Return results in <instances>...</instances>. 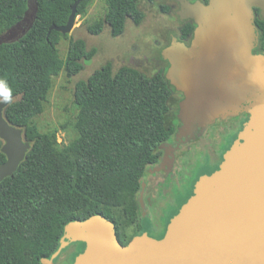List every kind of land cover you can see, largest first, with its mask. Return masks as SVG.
Returning a JSON list of instances; mask_svg holds the SVG:
<instances>
[{"label": "trees", "instance_id": "1", "mask_svg": "<svg viewBox=\"0 0 264 264\" xmlns=\"http://www.w3.org/2000/svg\"><path fill=\"white\" fill-rule=\"evenodd\" d=\"M75 1L34 0L28 30L19 39L0 44V81L11 90L4 115L23 128L31 144L14 174L0 181V264H43L42 258H51L59 249L66 224L93 214L111 220L123 244L135 235L151 233L144 224L128 238L123 230L142 218L139 192L146 170L158 163L161 144L174 139L180 124L178 107L170 110L176 90L166 79V70L148 76L125 65L114 71L107 61L76 82L78 135L66 145L57 142L55 130L41 131L34 122L44 109L52 78L61 70L68 76L77 74L96 53L84 39L71 38L62 59L57 44L65 34L56 30L48 34L52 24L67 22ZM92 1L79 0L76 15L85 14ZM104 1L103 17L87 25L90 33H100L107 24L117 36L127 18L138 24L144 17L140 0ZM28 2L0 0V34L23 19ZM254 11L259 39L253 52L264 53V18L258 8ZM193 27L184 24L182 36L187 37ZM2 144L0 139V164L6 160ZM231 144L232 139L226 150ZM200 175L193 176L189 196ZM84 248L85 244L80 252Z\"/></svg>", "mask_w": 264, "mask_h": 264}, {"label": "water", "instance_id": "2", "mask_svg": "<svg viewBox=\"0 0 264 264\" xmlns=\"http://www.w3.org/2000/svg\"><path fill=\"white\" fill-rule=\"evenodd\" d=\"M179 1L180 17L192 18L195 28L190 44L173 37L162 49L169 62L165 77L183 94L176 141L196 139L217 119L241 113L248 118L219 167L195 181L192 195L162 237L143 232L123 244L115 224L93 214L67 223L59 249L42 258L43 264H55L61 250L76 241L85 248L72 264H264V53L253 52L259 39L254 8L264 18V0ZM78 3L67 22L52 24L48 34L72 30ZM28 4L23 19L0 34V44L19 39L31 26L35 3L33 14ZM8 104L0 96L1 151L6 155L0 181L14 174L31 146L23 128L5 117ZM140 204L143 208L142 197Z\"/></svg>", "mask_w": 264, "mask_h": 264}, {"label": "rangeland", "instance_id": "3", "mask_svg": "<svg viewBox=\"0 0 264 264\" xmlns=\"http://www.w3.org/2000/svg\"><path fill=\"white\" fill-rule=\"evenodd\" d=\"M29 3L32 6L30 13L33 14L34 0H29ZM160 3H162L160 0H140L138 7L144 13L143 19L140 23L135 24L131 18H127L123 32L117 36L111 34L110 27L107 24L98 34L90 33L87 29L88 24L103 17L106 9L104 0H93L85 14L76 15L72 30L62 36L57 44L60 57L65 59L71 38L84 39L87 48H95L96 53L90 61L84 64L81 71L77 74L68 76L64 70H61L58 75L52 78V86L48 93L44 109L34 118V122L41 131L55 130L56 140L61 145H66L77 137V130L74 127L78 113V107L74 103L75 84L79 80L87 79L107 61L112 63L114 71L121 66L127 65L138 68L148 76L154 75L157 72L154 69L153 62L149 63L144 61V63H141L138 61H142L144 57L150 58L153 53L160 50L161 45H156V39L164 41V35L172 32L167 30V25L176 35L179 34V23H177V19H169L164 15L160 10ZM179 99L178 93L176 91L173 92L172 100L170 101V110L172 113L177 109ZM234 123L235 121L232 117L217 119L198 138L187 141L182 145L178 155L186 154L188 157H180L184 161H181L178 167L182 169L183 176H186L185 185L188 184L190 177L196 173H211L216 165V162H213L214 157L219 152L220 146L225 143L224 141L231 136L232 133H229V131ZM234 129L236 130V128ZM148 168L143 182H145L146 187L148 185L149 193L157 197L158 187L155 188L154 184L162 176L159 172H150ZM174 176L175 178L172 177L167 180L171 187L164 192V196H160L161 198L157 197L160 208L161 206L164 208L167 200L169 201L170 198L175 199L176 197V199L179 198L181 200L184 197L182 185L180 184L183 178H180L181 175L178 173H175ZM175 185L179 187V193L176 192ZM163 199H166V201ZM176 209L178 207L173 211ZM142 211V218L139 217L136 224L128 225L123 230L125 238L131 236L139 224H144L151 233L152 231H156L158 228L157 224L160 222L159 220L162 221L167 213L165 210H160L158 218H155L152 214H149L150 216L148 217L147 208H143ZM168 215L164 219H167L169 217ZM154 220H156V223ZM168 220H170V217ZM155 238H160V236ZM80 244L83 245V242ZM67 249L65 247L64 252L55 259H59L61 255H64Z\"/></svg>", "mask_w": 264, "mask_h": 264}, {"label": "flooded vegetation", "instance_id": "4", "mask_svg": "<svg viewBox=\"0 0 264 264\" xmlns=\"http://www.w3.org/2000/svg\"><path fill=\"white\" fill-rule=\"evenodd\" d=\"M150 1H152V0H150ZM160 1H162V3H160V5H159L161 12L164 15H166L169 19H172V18L177 19V23H179V25H178L179 34L176 35L174 33V31L171 28H169V26L167 25L166 26L167 30L172 31V32H169L166 35H164V41L156 39V42H157L156 45H161L160 50L153 53L150 58L144 57L142 61H140V60L138 61L141 63L142 62L144 63V61L149 62V63L153 62L154 69H156L157 72L161 71V70H166L169 66L168 60H166L162 56V49L170 44L173 37H176L179 41H182L187 45L190 44L192 37H193V31L195 28V22L192 18H189V17L181 18L180 17L178 11L180 10L181 3L179 0H160ZM188 1L191 3L199 1V2H202L204 4H207L209 0H188ZM186 23H190L194 27H193L192 32L187 37H183L181 34V30H182L183 25ZM176 92L178 93L179 98H180L178 100V103H179V101L183 98V94L177 90H176ZM245 114H247V113H241L236 117H232V119H234V121H235V123L232 124L233 127H231V130L229 131V133L231 132L232 134L228 139H226V141H224L225 143L222 146H220L219 152L217 153L216 157H214L213 162H216V165L219 166V164L222 161L221 157L223 156L224 152L226 151L225 144H227L231 139L233 142L237 138L238 132L242 128L243 123L245 122V120H244ZM234 128H236L237 133H236V130ZM196 138H198V136ZM184 143L183 142L180 143L179 141H176L175 136H174L173 140H170V141L165 143L167 148H161L162 154L160 156V160L158 161V163L153 164L150 166V168H148V170L150 172H153V173L159 172V173H161V176H162L161 179L156 180V182L154 184L155 188L158 187L157 197L161 198L160 196H164V192L171 187V185L169 184V182L167 180L172 178V177L175 178V176H174L175 173L180 174L181 175L180 178H183L182 181L180 182V184L182 185L181 187L183 189V194H184L183 196L184 197L182 196L183 198L181 200H179V198L176 199V197H175V199L170 198L169 201L167 200L165 207L162 208V206H161V208H160V203L158 202V198L149 193L148 185H147V187L145 186L144 188H141V190L139 192V201H140V197H142L143 203H144L143 208L148 209V217L150 216L149 214H152L155 218H158L160 210L161 211L162 210L167 211L165 216L168 215L169 213H171L176 207H178V210H179L183 204L182 201L184 199L189 198L188 196H189V191L191 190L193 176L190 177L188 184L185 185V180H186L185 177L186 176L185 175L183 176L182 169L178 167L179 164L181 163V161L182 162L184 161V160L180 159V157L181 158L182 157H186V158L188 157V155H186V154L178 155V153L180 152V149H181L182 145H184ZM165 156L168 157L167 162H165L166 164L161 169H159L157 171L156 170L153 171L156 167L161 165V162L164 160ZM185 174H187V173H185ZM175 188H176V192L179 193V187H177L175 185ZM193 188H194V184H193L192 190H193ZM166 198H168V197H166ZM163 200L166 201V199H163ZM140 206H141V204H140ZM143 208H141V210ZM142 215H143V211H142ZM165 216H164V218H165ZM164 218L162 221L159 220L160 222L157 224V226H158L157 230L152 231V233H150L149 235H151L153 237H159V236L162 237L165 234L166 229H167V225L169 222L166 223ZM154 222L156 223V220H154ZM79 242L82 243L81 241H76V243H78V244H76L75 242L69 244L67 246L68 249H67V251H65V254L61 255L59 257V259H55V261H54L55 264H72L75 260V257L80 253V250L83 247V245H81ZM83 244H85V243L83 242Z\"/></svg>", "mask_w": 264, "mask_h": 264}, {"label": "clouds", "instance_id": "5", "mask_svg": "<svg viewBox=\"0 0 264 264\" xmlns=\"http://www.w3.org/2000/svg\"><path fill=\"white\" fill-rule=\"evenodd\" d=\"M0 96H2L3 100L11 103V90L6 87L3 81H0Z\"/></svg>", "mask_w": 264, "mask_h": 264}]
</instances>
